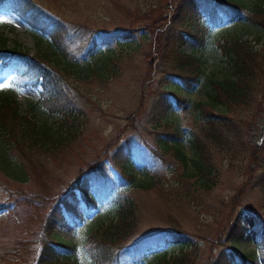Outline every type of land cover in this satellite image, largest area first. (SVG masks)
<instances>
[{
	"label": "rangeland",
	"instance_id": "374dc122",
	"mask_svg": "<svg viewBox=\"0 0 264 264\" xmlns=\"http://www.w3.org/2000/svg\"><path fill=\"white\" fill-rule=\"evenodd\" d=\"M31 1L41 7L40 13L61 23L58 46L1 9L0 37L7 48L17 45L29 55L53 54L61 65H73V71L88 76L70 70L58 73L60 94L54 105L66 111L61 116L36 103L42 94L39 83L16 84L12 68L0 70V83L9 85L0 93L13 99L19 114L32 119L31 126L34 120L37 128L48 127L68 137L56 153L22 148L19 154L17 143L11 151L4 145L7 159L21 175L13 177L0 169V264H37L40 243L49 241L53 231L74 246V264H88L85 237L91 228L115 218L119 189L132 201L136 218L127 243L146 236L180 239L163 242L154 251H139L140 245L136 253L126 254L127 264H155L162 254H177L186 245L185 264H219L232 259L231 250L251 255L253 264H264V247L257 238L258 232L264 234V134L258 135L264 123V80L246 104L247 119L254 115L245 129L247 142L242 140L245 151L231 162L215 153L209 157L214 182L205 193L189 196L179 186L180 181L200 180L189 175L188 164L180 163L172 150L176 147L189 157L191 106L203 96L201 83L185 87L169 77L176 73L169 51L179 46L184 53L201 56L209 68L219 61L215 38L242 34L245 28L240 24L213 28L199 9L192 29L193 54L187 43L173 42L179 35L175 15L182 0ZM241 40L251 38L242 35ZM7 60V52H0V65ZM238 107L242 110V105ZM249 145L257 152L254 157ZM120 164L128 165L126 174L119 173ZM129 175L149 177L155 186L146 191L131 188ZM84 178L90 179L88 191L97 188L105 197L89 213L69 195H79L74 182ZM182 197L185 204L178 200ZM79 215L80 223L71 229L54 223L62 218L70 226ZM236 224L247 230L232 238L230 229Z\"/></svg>",
	"mask_w": 264,
	"mask_h": 264
},
{
	"label": "trees",
	"instance_id": "16d2710c",
	"mask_svg": "<svg viewBox=\"0 0 264 264\" xmlns=\"http://www.w3.org/2000/svg\"><path fill=\"white\" fill-rule=\"evenodd\" d=\"M0 8L11 10L34 32L46 34L49 43L58 46L59 36L63 33L61 23L40 13L41 7L35 2L31 0H0ZM199 9L200 13H204L205 17L209 19L207 21L213 27L226 23L240 24L239 26H243L245 31L242 34L233 33L215 38L217 42L215 49L220 52V56L218 63L209 68L203 64L201 56L184 53L179 49V46L169 51V56L176 61L173 66L176 73H169V77L182 83L185 87L201 83L200 91L203 96V101L193 103L191 106L194 112L190 114L192 128L189 130L187 138L189 157H186L178 148L173 147L174 149H172V145L169 147L180 163L188 164L185 169L189 168V175L199 177L200 181L197 183L180 181L179 186L189 196H195L200 191L205 193L213 186L215 171L209 163V157L212 154L215 153L231 162L245 151L247 144L242 140L245 139L243 137L246 134L245 129L249 120L254 115L252 114L247 119L246 104L252 99V90L258 89L260 82L264 80V0H202V2L197 0L183 2L182 0L175 15V19L179 23V35H175L173 42L176 39L179 45L187 43L192 53L194 46L192 29L198 23L196 16ZM242 35L249 36L251 41H242ZM256 45L263 49L257 51ZM6 48L5 39L0 37V52L5 51L9 55V61L3 66H13L18 81L26 84L39 83L42 87V94L36 103L50 112H58L61 116H66L65 110H58L54 105V103H58L60 94L58 73H66L67 70H70L79 75L80 73L72 70L73 65H61L53 54L37 52L29 55L17 45ZM255 56H259L261 59L257 61ZM80 76L87 77L88 75L80 74ZM49 90L54 93L49 94ZM15 104L13 99L0 93V169L10 176L19 178L18 175L21 173H17L13 163L7 159L4 145L11 151V148L17 143L19 154H21L22 148L29 152L42 150L46 153H56L66 144L68 137L61 132H54L48 127L37 128L34 120L31 126L32 119L19 114ZM238 105H242V110L237 109ZM166 106L169 105L166 104ZM259 110L258 107L256 112ZM249 148L250 155L254 157L257 152L250 145ZM117 168L123 175L126 174L128 165L120 164ZM128 178L131 188L146 191L152 190L155 186L154 181L149 177L136 179L129 175ZM89 180L88 178L79 181L76 179L74 184L77 186L79 195L72 192L69 194L75 205L83 203L86 206L87 213L97 207L98 200L105 199L97 191V188L91 187L88 191ZM124 192L121 189L116 191L118 208L115 218L105 225L91 228L87 233L83 252L89 259L88 264H127L125 262L126 254L136 253L140 245L142 247L139 251L147 252L159 249L163 242L165 244L172 241L179 242V238L169 239L165 235L156 238L146 236L135 242L127 243V238L132 235L134 230L136 218H134L132 201L126 195L123 196ZM164 198L168 202L171 201L168 193ZM185 199V197L178 198L181 204H185ZM57 209L62 214V210L59 207ZM55 221L56 225L71 229L80 223L81 216L72 219L70 226L62 218L60 221ZM48 225L50 227L51 223L49 222ZM174 225V230L178 231L177 225L175 223ZM244 231V228H240L236 224L231 227L229 235L236 238L241 236ZM49 235V241L40 243L41 247L36 263L74 264L72 260L74 246L62 241L54 231ZM257 238L258 243L264 246V234L260 235L258 232ZM186 247L189 246L180 247L177 254L169 256L165 253L162 254L157 258L155 264H185L187 253H183V248ZM231 254V260H224L219 264H253L251 255L239 254L232 250ZM24 256L25 258L29 257L26 253Z\"/></svg>",
	"mask_w": 264,
	"mask_h": 264
},
{
	"label": "water",
	"instance_id": "95a60500",
	"mask_svg": "<svg viewBox=\"0 0 264 264\" xmlns=\"http://www.w3.org/2000/svg\"><path fill=\"white\" fill-rule=\"evenodd\" d=\"M263 107H264V105H263ZM263 122H264V119H263ZM263 134H264V123L261 125L260 131L258 132V135L260 138L263 136Z\"/></svg>",
	"mask_w": 264,
	"mask_h": 264
},
{
	"label": "snow or ice",
	"instance_id": "6c2138e0",
	"mask_svg": "<svg viewBox=\"0 0 264 264\" xmlns=\"http://www.w3.org/2000/svg\"><path fill=\"white\" fill-rule=\"evenodd\" d=\"M9 85L0 83V91H3L4 89L8 88Z\"/></svg>",
	"mask_w": 264,
	"mask_h": 264
},
{
	"label": "bare ground",
	"instance_id": "6f19581e",
	"mask_svg": "<svg viewBox=\"0 0 264 264\" xmlns=\"http://www.w3.org/2000/svg\"><path fill=\"white\" fill-rule=\"evenodd\" d=\"M219 3H220V2H219ZM219 3H218V4H219ZM197 4H198V3H197ZM197 6H198V5H197ZM171 86H172V85H171ZM174 86H175V85H174ZM238 108H239V107H238ZM235 109H236V108H235ZM237 113H239V112H237ZM263 119H264V118H263ZM238 120H239V119H238ZM239 121H240V120H239ZM261 121H263V120L261 119ZM240 122H241V121H240ZM257 124H258V123H257ZM222 129H223V128H222ZM201 149H202V147H201ZM201 149H200V150H201ZM200 150H199V151H200ZM157 237H158V236H157Z\"/></svg>",
	"mask_w": 264,
	"mask_h": 264
}]
</instances>
